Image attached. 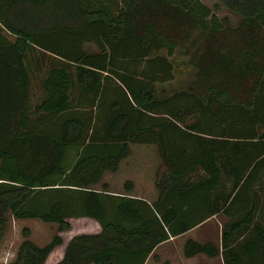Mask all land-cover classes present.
<instances>
[{"label": "trees", "instance_id": "1", "mask_svg": "<svg viewBox=\"0 0 264 264\" xmlns=\"http://www.w3.org/2000/svg\"><path fill=\"white\" fill-rule=\"evenodd\" d=\"M220 1L237 25L201 0H0V243L10 216L57 225L6 264H145L214 216L185 257L264 264V0ZM131 144L157 148L151 202L102 181ZM71 218L99 230L64 241Z\"/></svg>", "mask_w": 264, "mask_h": 264}, {"label": "rangeland", "instance_id": "2", "mask_svg": "<svg viewBox=\"0 0 264 264\" xmlns=\"http://www.w3.org/2000/svg\"><path fill=\"white\" fill-rule=\"evenodd\" d=\"M206 5L214 9L215 14L220 18H226L230 26L237 25L241 16L226 8L220 0H201ZM39 80H34L31 89V103L35 104L40 98ZM139 146L150 150L139 152ZM151 147V149H150ZM131 164H123L120 170L116 173H105L102 181L107 182L111 190L123 191V184L126 180L135 179L133 193L146 194L148 198H156L157 192L154 186L155 169L158 164V154L156 148L151 144H137L136 150L132 152ZM155 200V199H154ZM87 219V220H84ZM70 229L58 232L66 241L74 233H90L93 232L92 222L90 218H71L68 220ZM9 228L0 243V264H6L14 258L16 249L19 243L24 238L23 228L27 227L30 231L29 237L39 245L47 243L54 233L57 232V225L52 223H45L39 219H16L10 216ZM226 219L222 216H216L212 220L197 226L190 230L182 237L175 238L169 243H165L158 248L157 253L160 258L155 260L150 258L148 264H222L220 256L209 258L205 255H197L192 258H187L183 255V242L187 238H193L200 242L212 241L216 245L220 242V232L218 229L222 228ZM97 222L95 221V225ZM63 245L54 249L48 256L44 264H55L57 258L60 256Z\"/></svg>", "mask_w": 264, "mask_h": 264}, {"label": "crops", "instance_id": "3", "mask_svg": "<svg viewBox=\"0 0 264 264\" xmlns=\"http://www.w3.org/2000/svg\"><path fill=\"white\" fill-rule=\"evenodd\" d=\"M136 145L137 144H131V153H130V155L128 156V157H126V158H124L121 162H120V164H119V168H118V170H117V172L120 170V168L122 167V165L124 164H128L129 166H128V168L130 167V164H131V155H132V152L134 151V150H136ZM144 145H146V144H144ZM152 145V144H151ZM155 146V145H154ZM139 148V152H145V151H150V150H146V149H144L143 148V146H139L138 147ZM155 148H156V146H155ZM150 149H151V147H150ZM156 152H157V148H156ZM157 154H158V152H157ZM160 164V158H159V156H158V164H157V166H156V169H157V167H158V165ZM156 169H155V171H156ZM116 172V173H117ZM116 173H113V174H116ZM127 181V180H126ZM130 181L132 182V189L128 192L129 193V195H131V196H135V197H139V198H143V199H145V200H147V201H149V202H151V201H153L155 198H148L147 197V195L146 194H139V193H133L132 191H133V189H134V182L135 183H138L135 179L133 180V179H131L130 178ZM125 183V182H124ZM123 188H124V184H123ZM109 190L110 191H112V192H114V193H121V191H116V190H111L110 188H109ZM122 192H125V190H123ZM213 218H215V216L214 217H212V218H210V219H208L207 221H205L204 223H206V222H208V221H210V220H212ZM84 220H87V219H84ZM92 222V226L94 227L93 229H92V231L93 232H97L98 230H99V225H98V223L95 225V221H91ZM203 223V224H204ZM202 225V224H201ZM200 226V225H199ZM192 230V229H191ZM220 230H221V227H220V229H218V232H220ZM189 232V231H188ZM188 232H186V233H184V234H182V235H180V236H178V237H182L183 235H185V234H187ZM75 234V233H74ZM220 234V233H219ZM72 236V235H71ZM178 237H175V238H178ZM175 238H172V239H170V240H168V241H166V242H163V243H161V244H159L156 248H155V250H154V252L152 253V255L151 256H149L148 257V259H147V261H146V263L145 264H148V260L150 259V258H154L155 260H156V257L155 256H153V255H156L158 258H157V260L160 258V256H159V254L157 253V251H158V248L160 247V246H162L163 244H165V243H169V242H171V240H173V239H175ZM185 241V240H184ZM184 243V242H183ZM54 251V250H53ZM52 251V252H53ZM51 252V253H52ZM50 253V254H51ZM62 253H63V249H62V251H61V254H60V256L57 258V261L61 258V256H62ZM197 256V255H196ZM192 257H194V256H192ZM192 257H187V258H192ZM220 258H221V256H220ZM221 262H222V264H223V261H222V258H221Z\"/></svg>", "mask_w": 264, "mask_h": 264}]
</instances>
